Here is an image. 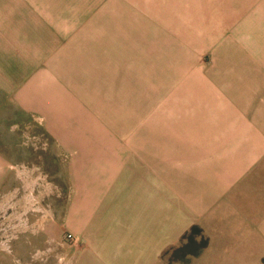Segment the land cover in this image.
Wrapping results in <instances>:
<instances>
[{"label":"crops","instance_id":"0c3cea01","mask_svg":"<svg viewBox=\"0 0 264 264\" xmlns=\"http://www.w3.org/2000/svg\"><path fill=\"white\" fill-rule=\"evenodd\" d=\"M113 74H143L144 114L199 111L148 167L154 190L136 169L135 197L112 208L126 141L104 116ZM48 157L69 182L72 264H169L180 243L196 246L185 264H264V0H0V196L47 181Z\"/></svg>","mask_w":264,"mask_h":264},{"label":"rangeland","instance_id":"374dc122","mask_svg":"<svg viewBox=\"0 0 264 264\" xmlns=\"http://www.w3.org/2000/svg\"><path fill=\"white\" fill-rule=\"evenodd\" d=\"M144 76L149 79V76ZM120 77V74H113L106 78L104 97L108 130L115 137L126 135L121 148L124 167L105 198L112 203V208L115 203H126L127 195L129 198L135 197L136 169L145 170L146 180L142 182L145 193L154 190L150 188L148 167L154 166L156 169L160 155L173 153L171 147H165L177 136L173 129L178 123L187 122L190 126L197 124L199 111L195 107L192 113L187 114L183 106L166 103L156 113L144 114L142 109L153 108L156 96L150 95V88L145 84L139 87L137 79L142 78L143 74H129L127 87L119 82ZM151 78L154 80L155 75H150V81ZM75 93L86 102L80 91ZM112 110H116L113 111L115 117L122 116L126 110L123 116L129 118V126L133 124L131 132H116L110 122ZM158 143H163L164 147H159ZM55 168L53 159L48 157L47 181L33 180L29 186L22 185L13 196H0V264H72L82 241L77 236V240L66 237L71 230L64 225L62 218L67 209L70 187L65 172L56 173ZM153 177L156 179V174ZM195 247L189 244L183 248L180 243L164 251L162 258L169 264L172 261L185 264L187 262L183 255ZM192 264L208 262L196 261Z\"/></svg>","mask_w":264,"mask_h":264},{"label":"trees","instance_id":"16d2710c","mask_svg":"<svg viewBox=\"0 0 264 264\" xmlns=\"http://www.w3.org/2000/svg\"><path fill=\"white\" fill-rule=\"evenodd\" d=\"M196 234L200 235V234H201V231H200V229H199L198 227L193 226V227L190 229V231L187 232V233L183 236V239L186 240L187 243L195 242V241H194V236H195ZM199 244H200V245H199L200 248H203L204 245L206 244V239H205L203 236L201 237V241H200ZM185 245H186V244H185ZM182 247L184 248L185 246H182ZM197 253H198V251H194V252H192V254H197Z\"/></svg>","mask_w":264,"mask_h":264},{"label":"built area","instance_id":"2783aa9c","mask_svg":"<svg viewBox=\"0 0 264 264\" xmlns=\"http://www.w3.org/2000/svg\"><path fill=\"white\" fill-rule=\"evenodd\" d=\"M67 239H72V236L70 234L66 235Z\"/></svg>","mask_w":264,"mask_h":264}]
</instances>
